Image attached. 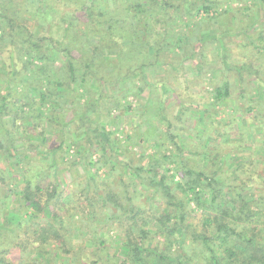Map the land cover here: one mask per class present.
Returning <instances> with one entry per match:
<instances>
[{
	"label": "trees",
	"instance_id": "obj_1",
	"mask_svg": "<svg viewBox=\"0 0 264 264\" xmlns=\"http://www.w3.org/2000/svg\"><path fill=\"white\" fill-rule=\"evenodd\" d=\"M245 1L0 0V264H264Z\"/></svg>",
	"mask_w": 264,
	"mask_h": 264
},
{
	"label": "rangeland",
	"instance_id": "obj_2",
	"mask_svg": "<svg viewBox=\"0 0 264 264\" xmlns=\"http://www.w3.org/2000/svg\"><path fill=\"white\" fill-rule=\"evenodd\" d=\"M259 2H260L259 0H246L245 1V3L248 4V6H250V9H252V10L246 11L247 15L249 17H252L253 19L256 18L259 20V18H261L264 15V10L262 9L261 4ZM236 4L237 3H235L234 6H236ZM211 23L215 24L216 22L211 21ZM262 23H263V25H261ZM222 25H224V23H222ZM258 25H259L258 28H250V30L249 29L247 30V32L250 33L251 36H253V38H256L258 36L257 31H258V29H261L260 27L264 28V19H261V21H258ZM262 36H263L262 37V44L264 45V35H262ZM212 48L213 47H211V50H212ZM227 49H228L227 52H229L230 62H233V63H252L253 65L256 66V68H260V71H259L260 73L258 74V76L255 77L254 74H250L249 77H247L248 74H245L246 75L245 77H247L248 79L250 77L251 78H264V50L263 49H257V51H258L257 52L253 46L248 44L247 39L245 37H243L242 35L237 36L234 39V41L227 46ZM205 54L207 56H209L210 52L206 51ZM256 55L261 60H258ZM213 61L215 62L216 60H213ZM185 70H188V69L185 68ZM218 74L220 75V73H218ZM172 75H173V73H172ZM192 76H193L192 73H190L188 75L187 74H181V75L177 74L175 76L177 82L179 83V87H180L179 91L180 92L182 91V88H184V86H186L188 81L192 80ZM209 77H210V74H205V75H202L201 78H203V80H207ZM222 79L223 78L221 75H220V78H215L216 81H219ZM205 82L206 81H203L202 83L206 84ZM236 94H237V91L233 90L232 91V99H230L229 103L226 106L220 107L221 113L218 115L219 118L228 119V120L233 119V118H237L236 116L239 115V109H241L243 107V105L240 103H237ZM144 95H145V93H144ZM129 96H130L129 99H134L133 94H131ZM174 103H175V100L172 99L169 103V106L171 107ZM199 106H201L200 103H199ZM233 126L234 127L236 126L235 122L233 123ZM74 150H75V146L68 143V148H67L68 153H72ZM148 152H150V151H148ZM257 178L259 179V181L264 180V174H260V176H257ZM251 182H253V181H251ZM258 183L259 182H256V184H257V186H255L256 191H259L261 189V186ZM110 234L112 235V232ZM110 234H109V236H110ZM106 237L109 238L108 235H106ZM113 244H116V243H113ZM113 250H116V247L113 246V248L110 249V252ZM10 257L13 258V255L9 256V258ZM14 258H16V257H14Z\"/></svg>",
	"mask_w": 264,
	"mask_h": 264
}]
</instances>
